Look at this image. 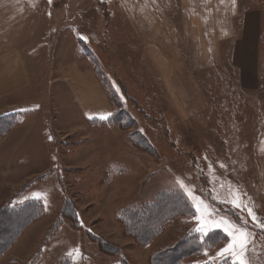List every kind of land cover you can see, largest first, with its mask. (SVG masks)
Returning <instances> with one entry per match:
<instances>
[{"label":"rangeland","instance_id":"obj_1","mask_svg":"<svg viewBox=\"0 0 264 264\" xmlns=\"http://www.w3.org/2000/svg\"><path fill=\"white\" fill-rule=\"evenodd\" d=\"M25 1L34 12L33 27L48 23L18 35L28 84L11 98L0 96V119L15 113L18 120L0 134V208L10 200L28 199L40 203L41 214L0 257V264H152L156 252L177 246L197 226L186 188L214 209L217 219L238 225L241 217L247 220L254 234L248 259L264 264V230L246 210L227 202L238 193L264 222V61L256 92L236 90L227 52L218 70H208L209 85L203 78L206 71H193L212 102L182 117L112 0ZM240 3L242 10L260 6L264 21V0ZM260 47L264 51V34ZM74 61L94 71L112 111L124 110L133 121L131 128L92 123L78 115L57 72ZM217 88L223 93L216 95ZM137 130L152 149L133 143L130 133ZM13 131L31 134L23 169H17L19 152L8 150L11 142L1 144ZM173 190L184 195L193 213L176 214L146 244L136 241L121 219L124 208ZM66 199L73 216L64 213ZM218 232L224 240L197 246V252L177 264H205L215 257L231 240L222 229L210 235ZM104 242L110 244L105 250L99 245Z\"/></svg>","mask_w":264,"mask_h":264},{"label":"crops","instance_id":"obj_2","mask_svg":"<svg viewBox=\"0 0 264 264\" xmlns=\"http://www.w3.org/2000/svg\"><path fill=\"white\" fill-rule=\"evenodd\" d=\"M111 2L141 41L144 56L152 63L180 116L189 117L211 106L210 97L200 87L193 71H206L203 78L207 85L210 82L209 71L218 70L225 52L236 79V90H258L260 62L264 61V51L260 47L264 34L263 9L260 6L242 10L240 0H235V4L233 0ZM37 11L40 12V9ZM33 13L25 0H0V96L11 98L28 84L29 75L25 70L18 35L48 23L43 20L33 27ZM176 14L178 19L173 16ZM227 42L229 48L225 51L224 44ZM57 72L69 90L73 108L79 116L91 118L112 112V106L93 70H84L74 61ZM182 92L184 95H181ZM214 93L219 95L223 90L219 92L217 88ZM24 120L20 121L21 126ZM16 132H9L1 144L11 142L8 150L19 152L22 157L17 161V169H23L29 156L27 153L31 152L27 142L31 134ZM27 200H10V203L20 204Z\"/></svg>","mask_w":264,"mask_h":264},{"label":"trees","instance_id":"obj_3","mask_svg":"<svg viewBox=\"0 0 264 264\" xmlns=\"http://www.w3.org/2000/svg\"><path fill=\"white\" fill-rule=\"evenodd\" d=\"M14 114L0 119V134L17 123L18 120L14 119ZM109 114L105 115L107 118L103 120L100 119L101 116L87 119L92 123L116 124L124 129H129L133 126V121L131 120L130 122V118L124 110H114ZM130 138L135 145H139L146 150L152 149L147 137L140 131L131 132ZM64 207V213L74 215L75 211L70 200H65ZM178 213L189 215L193 213V208L183 194L173 190L160 193L158 197L150 202L128 206L124 208L120 216L124 223H127L128 230L132 231L134 239L146 244L164 228L165 223ZM40 214L41 205L34 200H27L20 204L9 203L0 208V257L16 241L26 226L35 218L40 217ZM61 214L63 215L62 211ZM224 238V234L218 232L217 235L211 234L209 241L217 243L224 240ZM99 245L103 250H105V246L110 247V244L106 242L99 243ZM197 246H201L199 235L195 232H190L177 246L156 252L152 258V264H177L184 257L192 255ZM108 252L110 253L111 251L109 250ZM120 264L130 263L122 261Z\"/></svg>","mask_w":264,"mask_h":264},{"label":"snow or ice","instance_id":"obj_4","mask_svg":"<svg viewBox=\"0 0 264 264\" xmlns=\"http://www.w3.org/2000/svg\"><path fill=\"white\" fill-rule=\"evenodd\" d=\"M49 3H51V0H49ZM233 4H235V0H233ZM81 39L86 38L81 37ZM106 118L107 116L105 115L100 117L102 120ZM221 167H223V165H221ZM177 183L181 188H185L182 181L178 180ZM185 191L193 201L192 206L196 209L197 213V215L194 216V219L197 221V226L191 231L199 234L201 245L207 244L208 247H211L209 235L216 229H222L231 237L230 242L225 247L221 248L216 253L215 257H209V260L205 261V264H251L248 259V253L250 251L249 245L252 244L254 234L248 230L247 220L241 217V224L238 225L225 217L217 219L214 209H210L203 200L194 196L191 189L186 188ZM232 195L234 198L227 202L241 211L246 210L253 224H255L257 228L264 230V222H261L252 209L240 199L239 194L233 192ZM204 255H208L207 249H205Z\"/></svg>","mask_w":264,"mask_h":264}]
</instances>
